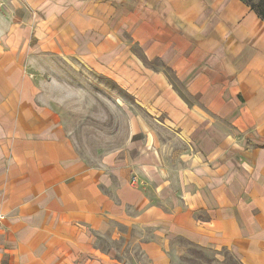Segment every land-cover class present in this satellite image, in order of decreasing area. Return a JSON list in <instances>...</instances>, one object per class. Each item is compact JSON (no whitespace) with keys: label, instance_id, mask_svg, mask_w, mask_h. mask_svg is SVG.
Here are the masks:
<instances>
[{"label":"crops","instance_id":"0c3cea01","mask_svg":"<svg viewBox=\"0 0 264 264\" xmlns=\"http://www.w3.org/2000/svg\"><path fill=\"white\" fill-rule=\"evenodd\" d=\"M143 1L144 11L124 14L129 27H137L131 36L149 58L160 56L174 70L195 101L190 105L165 76L154 92L139 96L163 110L190 142L181 153V201L168 209L155 205L134 186L143 181L136 178L130 186L119 177L117 204L100 189L106 173L85 166L59 123L25 110H0V134L21 132L9 139V155L30 171L19 194L13 193L20 207L13 221L5 222L10 228L19 224L17 232L24 223L34 230L18 234L21 264H118L91 235L92 228L109 231L108 216L115 223L156 226L142 243L149 264H174L173 236L202 248L221 246L240 264H264V19L242 0ZM123 30L120 22L112 33L101 34L115 37L93 51L103 56L105 67L117 61ZM241 135L256 142L240 141ZM165 181L159 192L165 191ZM127 207L139 213L126 215ZM199 211L207 217H199ZM33 235L41 248L26 253L21 247Z\"/></svg>","mask_w":264,"mask_h":264},{"label":"rangeland","instance_id":"374dc122","mask_svg":"<svg viewBox=\"0 0 264 264\" xmlns=\"http://www.w3.org/2000/svg\"><path fill=\"white\" fill-rule=\"evenodd\" d=\"M139 1L130 5L132 0H0V110L20 114L25 110L59 123L85 166L106 173L100 189L117 204L121 203L120 178L130 186L138 178L144 183L136 185L137 181L134 186L151 203L168 209L181 201L179 170L185 166L181 153L191 145L163 110L139 96L154 92L165 76L190 105L195 101L183 91L174 70L165 67L160 56L149 58L131 36L137 27L130 28L124 14L131 9L144 11L146 4ZM242 1L248 6L262 2ZM101 14L103 19L98 21ZM120 22L124 30L117 61L105 67L103 56L93 51L102 40L115 39L101 34L104 29L112 33ZM20 133L0 134V264H21L18 234L34 232L25 223L19 232V224L5 225L20 207V197L13 193L19 194L18 187L30 172L24 164L13 162L7 148L9 139ZM244 140L256 142L252 137ZM163 179L166 189L159 192ZM125 211L132 217L139 213L130 207ZM198 216L206 218L207 213L199 211ZM108 222L107 233L92 228L95 245L111 252L118 264H149L142 243L152 237L156 226L115 223L109 216ZM34 235L31 243L21 247L26 253L41 248ZM171 242L174 264H239L221 246L202 248L181 236H173Z\"/></svg>","mask_w":264,"mask_h":264},{"label":"trees","instance_id":"16d2710c","mask_svg":"<svg viewBox=\"0 0 264 264\" xmlns=\"http://www.w3.org/2000/svg\"><path fill=\"white\" fill-rule=\"evenodd\" d=\"M262 2L260 4H256V3H247L257 12V14L264 19V0H261ZM236 260V259H235ZM238 262V261H237ZM240 264V262H238Z\"/></svg>","mask_w":264,"mask_h":264}]
</instances>
